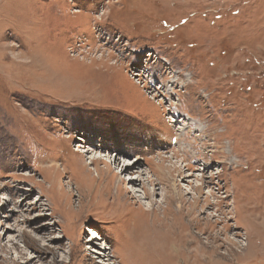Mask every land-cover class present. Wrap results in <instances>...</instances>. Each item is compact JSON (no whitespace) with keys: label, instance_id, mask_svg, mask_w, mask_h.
<instances>
[{"label":"rangeland","instance_id":"374dc122","mask_svg":"<svg viewBox=\"0 0 264 264\" xmlns=\"http://www.w3.org/2000/svg\"><path fill=\"white\" fill-rule=\"evenodd\" d=\"M187 251L264 264V0H0V264Z\"/></svg>","mask_w":264,"mask_h":264},{"label":"bare ground","instance_id":"6f19581e","mask_svg":"<svg viewBox=\"0 0 264 264\" xmlns=\"http://www.w3.org/2000/svg\"><path fill=\"white\" fill-rule=\"evenodd\" d=\"M94 160H97V159H94L93 157H92V159H91V164H93L92 162L94 161ZM173 167L175 168L174 170L176 171V173H177V176H179V177H181V179H183L185 176H183V172L179 169V168H176L175 167V165H173ZM105 169H106V171H109V168H108V166H105ZM104 169V170H105ZM106 175V174H105ZM96 176H97V178H104V176H103V174H102V172H101V170L100 171H97V173H96ZM111 178V177H110ZM88 179L89 180H91L89 177H88ZM107 179V178H106ZM103 180V179H102ZM138 179L137 178H133V180L132 181H130V182H132L133 184L135 183V181H137ZM98 181V180H97ZM111 181H112V179H111ZM138 181H140V179L138 180ZM106 182V184L108 185V184H112L110 181H108V179L105 181ZM121 182V181H120ZM89 184V183H88ZM91 185V184H90ZM116 185V191H118V187L120 186V184H119V182H117V184H115ZM94 187V186H93ZM105 187V186H104ZM174 188H177L175 185H174ZM91 189L92 188H90V190H89V193H88V203L90 204V202H91V198H92V193H91ZM199 192H200V189L199 188H196ZM125 192V191H124ZM177 192V191H176ZM108 193V192H107ZM122 198V197H121ZM168 200V199H167ZM183 200V199H182ZM86 204L85 206L87 207V205H89V204ZM168 203V202H167ZM169 203H170V200H169ZM126 205V204H125ZM125 205L124 204H120L119 203V206H120V208H125ZM169 204H167V206H168ZM181 207H182V205H180ZM178 207V211L177 212H179V211H181L180 209H181V207ZM89 207V206H88ZM167 208V207H166ZM182 212V211H181ZM151 213V212H150ZM163 217H164V215H163ZM155 222V221H154ZM164 224V223H163ZM160 225V224H159ZM190 225L191 226H193V227H195V225H196V222H192V223H190ZM163 226V225H162ZM186 228L188 227V225H186L185 226ZM177 231H179V230H177ZM170 235V234H169ZM95 236V235H94ZM174 236L176 237V234H174ZM177 236H178V234H177ZM183 236H185V233H182V234H179V236H178V238L181 240V243H180V245H182V247H190L191 245H192V243H194L195 241L192 239V240H190V241H185V239L183 238ZM4 237V236H3ZM3 237L1 238V239H3ZM186 237V236H185ZM177 238V239H178ZM183 238V239H182ZM178 239V240H179ZM179 240V241H180ZM10 242H12L13 244H14V242H13V240H9ZM173 242V241H172ZM179 243V242H178ZM181 247V246H180ZM206 247L207 246H205V245H200V251H198L197 253H199V254H201L200 252L202 251V253H204L205 251H207L206 250ZM212 251H210L211 253H212V255H214V256H217V257H219L220 256V254H219V252L216 250V248H217V246L216 245H212ZM162 249V248H161ZM203 249V250H202ZM190 251V250H189ZM188 252V251H187ZM182 254H184V253H182ZM189 254V255H188ZM172 255V254H171ZM190 256V253L188 252L187 253V255L183 258V260H181L184 264H191V263H193V262H189L190 261V259L188 258ZM202 259V258H201ZM193 260V259H192ZM196 260V259H195ZM202 260H205V259H202ZM197 261V260H196ZM196 261H195V263H196ZM209 262H210V260H208Z\"/></svg>","mask_w":264,"mask_h":264}]
</instances>
